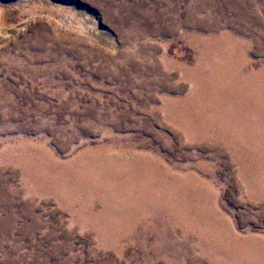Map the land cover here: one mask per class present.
I'll return each mask as SVG.
<instances>
[{
	"label": "rangeland",
	"instance_id": "obj_1",
	"mask_svg": "<svg viewBox=\"0 0 264 264\" xmlns=\"http://www.w3.org/2000/svg\"><path fill=\"white\" fill-rule=\"evenodd\" d=\"M0 264H264V0H0Z\"/></svg>",
	"mask_w": 264,
	"mask_h": 264
}]
</instances>
